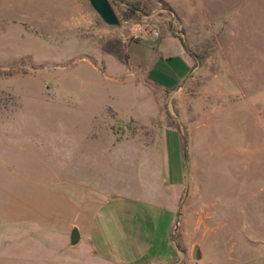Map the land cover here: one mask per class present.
Returning a JSON list of instances; mask_svg holds the SVG:
<instances>
[{
	"label": "rangeland",
	"instance_id": "374dc122",
	"mask_svg": "<svg viewBox=\"0 0 264 264\" xmlns=\"http://www.w3.org/2000/svg\"><path fill=\"white\" fill-rule=\"evenodd\" d=\"M110 2L138 16L110 27L88 0H0V264H116L86 243L116 194L106 237L134 264H264V0ZM165 37L190 74L172 48L148 79L175 91L129 61ZM107 91L119 111L97 115ZM157 170L183 181L161 183L164 206Z\"/></svg>",
	"mask_w": 264,
	"mask_h": 264
},
{
	"label": "crops",
	"instance_id": "0c3cea01",
	"mask_svg": "<svg viewBox=\"0 0 264 264\" xmlns=\"http://www.w3.org/2000/svg\"><path fill=\"white\" fill-rule=\"evenodd\" d=\"M172 48H177L178 54L182 55L183 58H185L184 60L187 61L186 56L188 54H187L184 46L178 41V39L167 38V37L161 38L155 44H151V43L145 44L144 42H141V41L132 43L130 45L129 51H128L129 52L128 53L129 54V61L133 62V64H135L134 67L137 68L139 71H143V74L146 78V81L149 84L154 85L155 87L160 88L161 90H164V91H175L180 87V85L176 86L175 88L169 89L168 86L163 84L161 81H154V80L150 81L148 79L149 73H151L154 70L153 68H155L161 60H164L165 58H169L171 53H175L173 51L167 52L169 49H172ZM187 62H186V64H184V63L182 64L183 70H185L186 72L183 70L180 71L181 76H180V74H178V77H180L179 80L182 79V77L188 73V75L184 79V81H185L190 74V71H191L190 69L192 68L191 67L192 64L189 61H187ZM90 67L92 68L91 70L93 72H96V73L98 72L95 67H93V66H90ZM102 80H104V79H102ZM104 81L108 84V87L111 84H113L112 83L113 81H107V80H104ZM90 84H100V81L92 82ZM94 87H95L94 85L90 86V88H94ZM97 96L100 97V101L97 104V106L99 108L96 109V111L98 112L97 115H99V113H102L103 110H105V108H107V107L112 108L115 112L119 111V102H118L119 96L115 95V93L111 94L110 91H107L104 94V96H102V98L100 95H97ZM86 102L91 104V102L89 100H87ZM90 110H91V108H90ZM78 162L79 163L77 166H80L83 168H87L88 165L89 166L91 165V164H89V162H85V161H78ZM95 166H98V165L95 163ZM163 172H164V170H162L160 172L157 170V173L155 172L156 179H155L154 183H156L158 191L156 194H154L153 197H151L150 202L153 204H157V206L167 205L170 202H172L174 199L173 196H168V197H166L167 198L166 199L165 197H163V195H161V192H162L161 185L164 182L165 183L168 182V185L171 189L172 188L174 189V188H176V186H179L183 183V181L170 183V181H168L167 179H166L167 180V182H166L165 181L166 175ZM85 175L89 176V175H93V173L90 172V174L86 173ZM118 195L119 194H116V197H114V195H112L111 196L112 198H110V196H109V200L107 201V203H105V207L106 206L109 207V212L107 213L106 217L103 216V213L101 212V208L104 205L98 210L101 212V214L98 213L96 216L93 217V220H92L91 226H90V237H89V239H86V243L89 244V248H91V252L95 256L99 255L102 260L104 259L103 256L104 257L107 256L109 258V260L111 257L113 262L116 264H134V263H137L139 261V259L135 257L134 253L130 250V248L120 246L119 244H116L113 240H111L109 237L108 238L106 237V233L109 229L111 221L114 225L117 224L114 222V220H117L118 217H117V214L115 212L114 207L112 206L111 200L112 199H119ZM175 215H177V214L175 213ZM118 226L119 225H117V233H118V235L121 234V238H123L124 233L122 232V229L119 230ZM80 241H81V234L79 235L78 243ZM70 246H75V245H72L71 241H70ZM121 252H123L125 257L120 256ZM141 256H143V254ZM104 260H106V259H104ZM156 263L160 264L159 261H157Z\"/></svg>",
	"mask_w": 264,
	"mask_h": 264
},
{
	"label": "water",
	"instance_id": "95a60500",
	"mask_svg": "<svg viewBox=\"0 0 264 264\" xmlns=\"http://www.w3.org/2000/svg\"><path fill=\"white\" fill-rule=\"evenodd\" d=\"M93 11L99 16V18L110 27H119V18L110 2V0H88ZM179 211L177 212V217H179ZM70 241L72 245H76L79 241V233L76 228L72 229L70 234ZM193 259L197 258V248H195L193 253Z\"/></svg>",
	"mask_w": 264,
	"mask_h": 264
},
{
	"label": "trees",
	"instance_id": "16d2710c",
	"mask_svg": "<svg viewBox=\"0 0 264 264\" xmlns=\"http://www.w3.org/2000/svg\"><path fill=\"white\" fill-rule=\"evenodd\" d=\"M138 12H139V10L134 5H126L124 11L121 13L119 21L120 22L130 21L133 17L138 16ZM181 141H182L183 149H184V147L186 145L184 136L183 137L181 136Z\"/></svg>",
	"mask_w": 264,
	"mask_h": 264
},
{
	"label": "built area",
	"instance_id": "2783aa9c",
	"mask_svg": "<svg viewBox=\"0 0 264 264\" xmlns=\"http://www.w3.org/2000/svg\"><path fill=\"white\" fill-rule=\"evenodd\" d=\"M135 31L139 34L145 35V36H154V37H158V32L152 28L149 25H138L135 28Z\"/></svg>",
	"mask_w": 264,
	"mask_h": 264
}]
</instances>
